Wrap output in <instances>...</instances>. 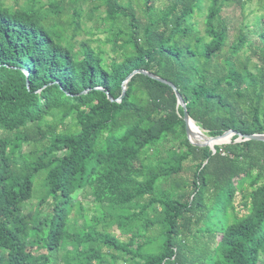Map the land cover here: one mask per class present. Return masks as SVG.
Returning <instances> with one entry per match:
<instances>
[{
	"label": "trees",
	"instance_id": "obj_1",
	"mask_svg": "<svg viewBox=\"0 0 264 264\" xmlns=\"http://www.w3.org/2000/svg\"><path fill=\"white\" fill-rule=\"evenodd\" d=\"M39 2L0 0V264H264V141L239 136L264 134V14L229 44L246 0ZM86 7L111 54L74 40ZM135 70L207 136L237 134L192 144L174 89Z\"/></svg>",
	"mask_w": 264,
	"mask_h": 264
},
{
	"label": "rangeland",
	"instance_id": "obj_2",
	"mask_svg": "<svg viewBox=\"0 0 264 264\" xmlns=\"http://www.w3.org/2000/svg\"><path fill=\"white\" fill-rule=\"evenodd\" d=\"M5 5L11 6V7H19L23 6L27 3L28 0H1ZM50 2V0H40V2L37 5H44L47 6V4ZM206 4L208 5V0H206ZM89 9H85L84 15L82 18V29L78 31V34L75 37V41H81V40H91V43L93 46L96 45H102L101 41L105 38V32L104 29L107 28V25L103 24L99 16L103 15L100 14V10L93 11L92 13L88 14ZM259 14H264V0H246L245 4L243 5V8L241 5L237 3H233L231 7L226 8L223 11V17L227 19L229 23V37H228V43H233L237 31L240 28L241 25L245 23L252 24L255 17ZM203 18L204 15L197 13L195 16V19L200 22V25L203 24ZM252 27V26H251ZM68 34H73L72 29L68 30ZM108 50V53L111 54L109 51V45H102ZM247 48V47H246ZM245 48L244 53L246 55L250 54V50H247ZM249 49V48H248ZM58 116L57 115H51L47 117L46 122H53L57 121ZM202 132V131H201ZM200 132V134H201ZM203 133V132H202ZM202 135V134H201ZM205 137H208L206 134L203 133ZM198 139L197 135H193V140ZM230 137L227 139L229 140ZM198 140H204L202 138ZM226 140V141H227ZM166 142V141H165ZM178 146V141L174 142H166L165 147L166 148H176ZM41 175H39L35 180V189L40 190V183H41ZM156 187L159 188V184H156ZM78 200L83 202V205L86 208L85 215L89 219H91L93 216L98 215L100 212V208L96 207L94 202L92 201V198L89 195H85V193H78L77 195ZM38 202V194L33 199L32 204H36ZM74 216V214L71 215V219ZM70 225L74 227L75 230L81 229L83 227V221L82 219L79 220L78 223L74 222V219L70 220ZM111 231L114 234H119V229L116 227H113ZM67 247H70V243L67 244ZM63 253V252H62Z\"/></svg>",
	"mask_w": 264,
	"mask_h": 264
},
{
	"label": "water",
	"instance_id": "obj_3",
	"mask_svg": "<svg viewBox=\"0 0 264 264\" xmlns=\"http://www.w3.org/2000/svg\"><path fill=\"white\" fill-rule=\"evenodd\" d=\"M137 73L147 74V75H149L152 78H155V79H157V80H159V81H161L163 83H166V84L170 85L174 89V91H175V93L177 95V98H178V103L184 109V121H185V124H186V134H187V137H188L189 141L192 144H194L196 146H209L213 151H215V147H214L215 145L223 144V143H229L231 141L232 136L237 134V132L235 130L230 129V130H227L223 134L218 135V136H214V137H209L208 136V137H205V138L201 137L204 140H198V139L193 140L192 136L194 134H193L192 130L190 129V122L193 121V120L190 118V116L188 114V111H187V108H186V103H185L182 95L178 91L177 87L172 82H170V81H168L166 79H163V78H161L159 76H156V75H154L152 73H148L147 71H144V70H135V71H133L130 74V76L128 78L132 77L133 75H135ZM125 83H127V81H125ZM125 91H126V85L124 86L123 95L125 94ZM109 98L111 100H114L110 95H109ZM201 134H202V136H204L202 132H201ZM239 136L242 137L244 140L251 139V140L264 141V134H262V133H255V134H250V135L239 134ZM227 137H230V139L227 140V141H224L223 139H225ZM213 142H217V144L213 145L212 144Z\"/></svg>",
	"mask_w": 264,
	"mask_h": 264
},
{
	"label": "bare ground",
	"instance_id": "obj_4",
	"mask_svg": "<svg viewBox=\"0 0 264 264\" xmlns=\"http://www.w3.org/2000/svg\"><path fill=\"white\" fill-rule=\"evenodd\" d=\"M190 128H191L193 134L197 135L198 139H200L202 137L201 134H200V130L197 127V125L195 124V122H193V121L190 122ZM192 138H193V136H192ZM228 138L229 137H227V138H225L223 140L226 141ZM212 144L215 145V144H217V142H213Z\"/></svg>",
	"mask_w": 264,
	"mask_h": 264
}]
</instances>
